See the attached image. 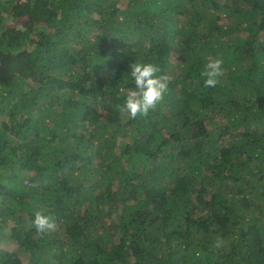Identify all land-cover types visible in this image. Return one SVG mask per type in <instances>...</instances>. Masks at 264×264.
Segmentation results:
<instances>
[{"label": "trees", "instance_id": "trees-1", "mask_svg": "<svg viewBox=\"0 0 264 264\" xmlns=\"http://www.w3.org/2000/svg\"><path fill=\"white\" fill-rule=\"evenodd\" d=\"M0 264H264V0H0Z\"/></svg>", "mask_w": 264, "mask_h": 264}, {"label": "clouds", "instance_id": "clouds-1", "mask_svg": "<svg viewBox=\"0 0 264 264\" xmlns=\"http://www.w3.org/2000/svg\"><path fill=\"white\" fill-rule=\"evenodd\" d=\"M223 61L209 57L203 70L200 72L204 78L206 88L215 87L220 83L224 74ZM128 76L134 81V88L128 89L125 96V103L118 105V110L127 118L135 119L137 116H147L150 110H155L163 100L168 91L169 76L160 74L161 68L150 62L135 61L130 64ZM34 186H38V183ZM33 224L37 233L44 234L57 229V223L53 216L37 212ZM222 241L217 240L216 247H220Z\"/></svg>", "mask_w": 264, "mask_h": 264}]
</instances>
